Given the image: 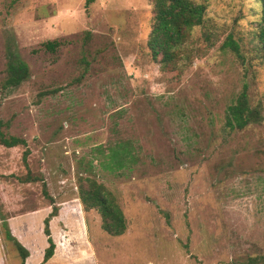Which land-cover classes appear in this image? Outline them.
Segmentation results:
<instances>
[{
    "label": "rangeland",
    "instance_id": "1",
    "mask_svg": "<svg viewBox=\"0 0 264 264\" xmlns=\"http://www.w3.org/2000/svg\"><path fill=\"white\" fill-rule=\"evenodd\" d=\"M85 1L0 0V121L27 145H0V264H20L6 228L32 261L43 247L42 261L52 207L53 254L70 257L61 264H243L263 255L259 4L193 0L205 5L206 26L191 33L192 57L163 72L147 48L153 0ZM229 36L244 62L222 48ZM52 40L65 42L53 54L42 48ZM9 49L29 68L16 89L2 87ZM244 86L262 120L237 131L225 113ZM27 172L43 179L53 205L40 182L22 181ZM79 175L116 197L122 236L82 213Z\"/></svg>",
    "mask_w": 264,
    "mask_h": 264
},
{
    "label": "trees",
    "instance_id": "2",
    "mask_svg": "<svg viewBox=\"0 0 264 264\" xmlns=\"http://www.w3.org/2000/svg\"><path fill=\"white\" fill-rule=\"evenodd\" d=\"M255 1L260 6V13L253 33L252 52L254 58L264 60V0ZM92 2L93 0H86L85 7ZM152 2V27L147 39L150 57L161 71H177L185 61L192 57L193 51L189 48L191 33L195 28H205L206 7L204 4L193 0H153ZM90 36L91 33L85 32L84 41L87 42ZM64 44V41L52 40L43 43L42 48L53 54ZM222 48L229 49L238 60L244 62L239 45L230 36L224 41ZM6 58V77L2 87L3 89H16L29 79V68L12 49L8 50ZM84 64H87V62ZM261 120V108L260 106H250L246 87L244 86L234 103L227 107L225 125L230 129L242 131L249 125L259 123ZM3 127H7V124L0 121V145L2 147L27 146L25 140L6 135L2 131ZM27 155L28 150L23 152V161L26 168L25 158ZM22 181L25 183L40 182L42 184V195L48 199L50 205H53V199L47 193L46 184L41 177L30 175L27 172ZM77 195L82 212L90 216L94 213L102 232L110 237H119L126 232L127 225L123 211L116 197L102 183L97 182L91 176L79 175L77 177ZM56 212V208L52 207L51 213L44 220L43 233L48 246L44 250L40 264H45L54 253L55 244L51 238L48 224L50 219L56 215ZM3 227L6 228V222ZM5 237L12 242L20 264H24L29 256L28 251L12 238L7 228ZM243 264H264V254L249 257L246 263Z\"/></svg>",
    "mask_w": 264,
    "mask_h": 264
},
{
    "label": "crops",
    "instance_id": "3",
    "mask_svg": "<svg viewBox=\"0 0 264 264\" xmlns=\"http://www.w3.org/2000/svg\"><path fill=\"white\" fill-rule=\"evenodd\" d=\"M77 202H78V206H80V204H79V201L77 200ZM81 211H82V209H81ZM49 212V210L47 211V213ZM46 213V214H47ZM83 213V212H82ZM60 214H62V212H60ZM84 214V213H83ZM84 215H86V214H84ZM55 220V219H54ZM54 220H52V222H50V230H51V235L53 236L54 235V232L55 231H53V229H54ZM85 225V224H84ZM82 231L84 230V228H82L81 229ZM84 233H85V230H84ZM83 236L84 235H81V238H83ZM87 237V236H86ZM86 237H84L85 238V241H87V238ZM87 243V242H86ZM45 246V245H44ZM43 247H41V252L39 251V253H40V256H39V258L37 259V260H35V261H32V254L30 253L29 254V256H28V258H26V260H25V262H24V264H38L40 261H41V253H42V249ZM67 251L68 250H66V253H67ZM65 253V255H58V254H53V256L45 263V264H58V263H60L61 264V262L63 261V258H65V257H67V258H70V257H68L67 256V254ZM30 257H31V260L29 261V259H30ZM71 257H73V256H71Z\"/></svg>",
    "mask_w": 264,
    "mask_h": 264
}]
</instances>
